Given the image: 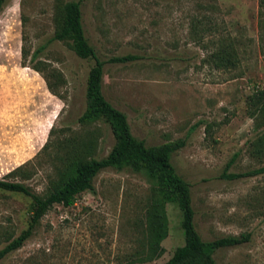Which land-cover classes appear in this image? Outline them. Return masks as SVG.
<instances>
[{
  "label": "rangeland",
  "instance_id": "rangeland-1",
  "mask_svg": "<svg viewBox=\"0 0 264 264\" xmlns=\"http://www.w3.org/2000/svg\"><path fill=\"white\" fill-rule=\"evenodd\" d=\"M70 1L78 0H6L0 12V180L39 197L114 145L102 120L79 121L95 61L76 56L68 40L50 41ZM80 9L98 59L138 57L103 67V93L132 135L147 146L185 141L171 162L191 186L202 240L249 234L246 243L217 250L215 263L264 264V174L220 178L232 157L230 173L264 166V151L252 145L264 120L247 106L264 89L259 0H81ZM227 43L238 64L223 69L212 55ZM92 185L72 206L53 205L0 264H163L183 245L179 209L144 174L105 169ZM157 203L167 221L163 253L143 261L146 211ZM31 211L30 197L0 190V249L27 228Z\"/></svg>",
  "mask_w": 264,
  "mask_h": 264
},
{
  "label": "trees",
  "instance_id": "trees-1",
  "mask_svg": "<svg viewBox=\"0 0 264 264\" xmlns=\"http://www.w3.org/2000/svg\"><path fill=\"white\" fill-rule=\"evenodd\" d=\"M6 0H0V12ZM80 2L70 1L63 7L61 24L54 36L50 39L70 41L71 47L81 59H93L94 65L90 68L86 80L87 108L79 118L80 122L100 119L107 124L114 138V145L108 154L101 158H90L80 161L74 173L47 196L39 197L32 193L25 185L18 182L0 180V190L20 193L32 199V211L28 226L17 237L10 240L0 249V261L8 254L16 251L30 238L41 218L53 205L70 207L78 195L86 191H93L92 181L96 175L105 169L116 171L130 170L144 174L147 181L163 193L165 202L176 206L180 211V229L184 243L175 248L169 259L163 264H216L213 255L222 248L234 247L246 243L249 234L227 236L212 241H204L198 234L194 216L195 211L191 203L190 184L175 170L171 157L185 145L184 140L169 141L157 146H147L144 141L136 139L127 122L126 115L115 108L103 93V67L105 63H126L138 59L136 55L112 57L107 61L97 58L94 48L89 44L83 30ZM259 6L264 10V0H259ZM43 47L36 49L31 59L37 57ZM24 57V53L22 54ZM214 62L223 69L235 68L238 56L231 43L223 44L214 55ZM23 67H26L23 63ZM39 72L36 68H32ZM48 90L53 93L51 87ZM53 95H55L53 93ZM250 117H259L264 120V89L256 91L247 99ZM209 125H206V129ZM51 133V131H50ZM255 151H264V133L252 143ZM44 144L42 149H46ZM234 157L226 164L220 178L237 180L264 174V166L241 173L228 172ZM165 209L162 203L155 204L146 211L145 234L146 254L143 261H151L163 253L162 240L166 237Z\"/></svg>",
  "mask_w": 264,
  "mask_h": 264
}]
</instances>
